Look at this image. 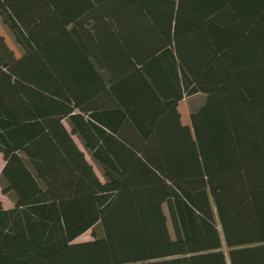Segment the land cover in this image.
Listing matches in <instances>:
<instances>
[{
    "label": "trees",
    "instance_id": "1",
    "mask_svg": "<svg viewBox=\"0 0 264 264\" xmlns=\"http://www.w3.org/2000/svg\"><path fill=\"white\" fill-rule=\"evenodd\" d=\"M0 22V264H264V0H0Z\"/></svg>",
    "mask_w": 264,
    "mask_h": 264
},
{
    "label": "rangeland",
    "instance_id": "2",
    "mask_svg": "<svg viewBox=\"0 0 264 264\" xmlns=\"http://www.w3.org/2000/svg\"><path fill=\"white\" fill-rule=\"evenodd\" d=\"M0 36L4 38V41L8 48L14 53V56L16 58H19L21 56V51L20 49L15 45L13 38L9 34V32L6 30V28L1 24L0 22ZM202 95H195L191 97H185L183 100H181L178 104V112L181 117V122L182 124L186 126H190V120H189V115L192 110L197 108L201 103H202ZM65 127L69 130L68 126L66 123H64ZM79 149L84 152L85 158L88 161V163L92 166L96 176L98 179L103 182L102 174L99 171L98 167L92 162V160L89 158L88 154L84 151L82 148L81 144L78 142L76 138H73ZM4 166V161L3 157L0 154V172ZM0 201L5 208L12 207V204L10 200L2 194L1 189H0ZM96 233V236L99 237L101 235V228L99 225H96V227L93 230ZM94 238L92 237L91 231H87L83 235H81L79 238H77L74 243H83V242H88L92 241Z\"/></svg>",
    "mask_w": 264,
    "mask_h": 264
},
{
    "label": "crops",
    "instance_id": "3",
    "mask_svg": "<svg viewBox=\"0 0 264 264\" xmlns=\"http://www.w3.org/2000/svg\"><path fill=\"white\" fill-rule=\"evenodd\" d=\"M5 208V207H4ZM11 207H9V208H6V209H10Z\"/></svg>",
    "mask_w": 264,
    "mask_h": 264
}]
</instances>
